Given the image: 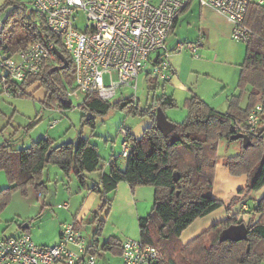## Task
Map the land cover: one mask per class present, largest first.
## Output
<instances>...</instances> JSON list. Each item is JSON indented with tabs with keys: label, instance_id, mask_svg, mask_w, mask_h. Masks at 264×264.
<instances>
[{
	"label": "trees",
	"instance_id": "trees-1",
	"mask_svg": "<svg viewBox=\"0 0 264 264\" xmlns=\"http://www.w3.org/2000/svg\"><path fill=\"white\" fill-rule=\"evenodd\" d=\"M11 2L9 0L6 4ZM2 9L4 8H0V11ZM2 23L0 46L11 53L54 36L35 22L33 9L27 11L18 5ZM246 23L255 32L247 43L239 78V86L243 89L249 88L250 91L246 108L239 104L240 95L230 98L229 109L221 112L199 95L193 94L185 101L188 109L186 119L180 123L175 122V127L168 134H163L157 128L153 106L139 110L132 95L114 103L121 109L129 108L132 113L148 112L154 123L139 138L127 130L126 139L131 149L125 167L121 169L111 162L110 170L104 172L89 189L99 194L100 207H104L110 205L109 194L121 181L127 182L133 190L140 185L154 186L152 212L138 219L140 237L144 242L160 248L173 264L264 262V195L257 200L254 207L253 214H258L259 219L246 223L249 229L247 241L219 240L221 230L231 224L244 222L237 212L229 211L224 220L211 225L188 243L181 240L183 231L196 219L225 205L223 200L215 198L212 194L216 167L220 161V140H234V123L245 121L250 111L258 104L263 105L264 114V6L253 3L249 7ZM55 41L68 58V67L53 70L55 65L50 64L41 74L28 79L24 85H30L29 82L40 79L46 90L45 104L52 107L58 103L60 108H67L71 107V102L65 79L71 85L74 69L59 38L56 37ZM56 60L59 64L62 63L59 58ZM176 103L175 98L168 94H163L156 100L157 107L163 109L174 107ZM112 105L110 101L102 100L98 94L90 93L86 94L81 106L93 116L107 114ZM83 116L86 123H94L92 116ZM250 137L251 145L245 148L241 144L236 154L223 158L224 166L232 175L245 174L248 177L246 186L240 188L231 198L228 208L241 200L245 194L264 187L263 117L257 132ZM100 160L97 145L82 136L77 142L66 141L60 144H56L55 139L50 136L42 137L24 149L12 147L10 141L6 140L0 143V169L6 171L10 183L0 189V209L7 204L10 194L20 187L34 185L40 189L45 188L42 173L49 163L59 165L66 173L73 171L80 184L86 186L88 174L99 168ZM175 172L179 174L178 180L174 179ZM102 223L104 224V220L98 222L97 232L103 228ZM102 247L104 250L111 249L121 253L122 243L116 238H109Z\"/></svg>",
	"mask_w": 264,
	"mask_h": 264
},
{
	"label": "built area",
	"instance_id": "built-area-1",
	"mask_svg": "<svg viewBox=\"0 0 264 264\" xmlns=\"http://www.w3.org/2000/svg\"><path fill=\"white\" fill-rule=\"evenodd\" d=\"M191 0H33L34 20L54 34L11 53L0 46V96L24 95V83L41 74L53 63L59 64L55 38L68 53L74 69L75 90L72 95L95 93L110 101L128 87L138 90V78L147 67L148 76L169 82L173 69L167 40L175 21ZM225 15L233 25L231 37L248 43L254 30L246 17L253 4L264 0H198ZM83 15L85 24L77 20ZM0 20V34L2 30ZM199 43L178 42L176 51L189 49L197 55ZM108 77V79L106 78ZM263 105L254 107L243 122H235V133L252 135L262 124ZM55 121L51 127L55 125ZM127 130L122 158H127L130 143ZM118 157L112 156L110 162ZM68 204L65 203L64 207ZM241 209L248 210L243 203ZM123 264H173L157 246L142 238L122 242ZM100 264L90 251L86 237L75 222L62 225L59 242L38 245L27 232L17 236L0 233V264Z\"/></svg>",
	"mask_w": 264,
	"mask_h": 264
},
{
	"label": "rangeland",
	"instance_id": "rangeland-1",
	"mask_svg": "<svg viewBox=\"0 0 264 264\" xmlns=\"http://www.w3.org/2000/svg\"><path fill=\"white\" fill-rule=\"evenodd\" d=\"M7 1L9 0H0V8H4L0 11L1 20L6 19L17 5L27 11L33 9V0H11V3L6 4ZM77 22L79 23V26H84L85 21L83 20V15L77 20ZM233 42L236 41L233 40ZM240 43L244 44L246 47V42ZM225 61L227 63V60ZM226 63L212 65L211 70L213 75L209 77V80L203 85L207 89H210V101L208 100V102L211 103L212 107H215L221 112H226L229 109L230 98L234 96L230 85H220L213 88L217 81L227 80L222 83L229 84L228 80L233 78L234 71ZM53 65H56V63H53ZM149 70L150 67H147L146 71L139 75L138 90L136 94L131 88H123L122 91H119L118 94L110 100L113 105L110 111L105 115L95 114L92 116L90 113L85 112L81 105L86 95L81 92H79L78 96H69L71 107L60 108L58 103L49 107L44 102L45 88L42 86V81L37 79L29 82L31 83L30 85H24V90L26 89L24 95L19 96L12 94L4 96L1 100L0 143L5 140H10L13 147L24 149L30 146L32 141H37L45 136L54 138L56 144L66 141L77 142L78 138L82 136L97 145L101 162L103 164L108 162L112 156L118 157L120 160L122 158V144L125 139L126 130H130L134 136L139 138L143 135L144 131L154 123V119L148 112L132 113L129 111V108L121 109L114 103L122 98L132 95L133 99L137 101L139 110L153 106L156 112V100L163 94L169 95L172 91V86L168 85L166 82L157 81L151 76L147 77L146 74ZM236 77V85L238 84L237 87L239 88L240 93L244 92L243 100H246L249 96V88H241L239 86V76ZM106 78L108 79V77ZM65 82L67 94L68 92H73L75 90L74 80L71 81V85L66 79ZM165 86L167 89L166 92L164 89ZM185 94L186 91L177 90V92H175L176 105L174 107L164 108L166 115L173 122L180 123L188 116V109L185 104ZM244 105L247 106L248 102H245ZM85 114H87V116H92L94 121L93 124L86 123L85 117L83 116ZM262 117L264 122V114H262ZM55 121L57 122L51 127ZM241 144L240 139L228 141L223 138L220 140L218 148L220 171L218 172L214 191L212 189V194L215 192L223 195L227 191V176L230 180L228 182L229 188L231 187L234 190H238L242 184H246L247 177L245 175L233 177L227 172V175L221 173V169H226L221 164L222 158L236 154L240 150ZM99 173L100 171H95L92 172L90 176H98ZM42 180L45 182V188L40 189L34 185H27L26 187H20L14 190L10 194L7 204L0 209L1 235L17 236L21 233L23 224L31 222L30 232L34 240L39 238V236L41 238L50 237V239H54L58 230L57 217L67 216L66 219L72 220L71 213L72 211L74 213L78 208L79 199L81 200V197L83 196V193H81L80 190H83L84 188L80 184L76 174L73 171L66 173L59 165L49 163L43 169ZM9 183L10 180L6 171L0 169V185L3 184L7 186ZM137 188H139V196L136 197V199L139 200L140 197L143 199L140 208L144 211L143 214H141L144 217L152 212L155 198V187L152 185H140L137 186L136 189ZM263 195L264 188L245 194L242 198L239 197L241 200L234 205H238L237 209H239V212L237 213L241 216V220L248 223L251 220L257 221L259 219V215L253 213L257 200L263 197ZM113 196V194L109 195L110 199H113ZM64 199L69 203H72L71 211L59 207ZM42 201H45L49 207L43 209ZM243 203L247 204L248 210L244 211L241 209ZM98 204L99 205H97L90 213L84 216V220L82 221V229L86 236H92L93 231L98 226V222L104 220V224L102 223L103 232L107 233L109 228L112 227L108 233L114 234L119 239H124L127 231L135 233L136 238L139 237V223L138 220L136 221L133 218L135 214L134 207H131L126 211L124 210V214H122L124 208L114 205L112 201L110 205L104 207H100L101 202ZM231 209L229 212L235 213V208L233 209V207H231ZM226 211L228 212L227 209ZM41 215L43 216V223L37 226V223L41 220L39 218ZM209 217L210 216L200 217L194 221L195 223H193L192 227L188 230H193L196 226L203 224V222L205 223V220ZM128 227L130 229H128ZM116 228H119L120 232L118 234L114 232L116 231ZM188 230L186 232H188ZM53 243L54 240L47 244ZM97 257L100 264H123V259L120 253L111 249H100V254ZM261 264H264V262Z\"/></svg>",
	"mask_w": 264,
	"mask_h": 264
},
{
	"label": "crops",
	"instance_id": "crops-1",
	"mask_svg": "<svg viewBox=\"0 0 264 264\" xmlns=\"http://www.w3.org/2000/svg\"><path fill=\"white\" fill-rule=\"evenodd\" d=\"M232 31H233V25L230 22V20L225 15L217 11L216 9L209 7V6H202L198 0H191L188 3V5L183 9V11L180 13L177 20L175 21L173 30L167 40L169 59H170L172 69H173L172 79L169 82H166L168 85L172 86V91L171 93H169V95H172L175 98V92H177V90H181V91H186V94H185L186 99L189 98L193 94H197L202 99H204L206 102H208V100L210 101V97H209L210 89H207L203 85L205 84L206 81L209 80V77L213 75V72L211 70L212 65L223 64L224 62L226 63L225 60H227L226 64L234 71L233 78L231 80H228L229 84L222 83V82H226L227 80L217 81L216 84L213 86V88H216L217 86H220V85L221 86L230 85V88H232V92H233L232 94L240 95V100H239L240 106L242 108H246L248 106V105L247 106L244 105L245 102H248V98L246 100H243L244 92L240 93L239 88L237 87L238 84L236 85V81H237L236 76H239L240 78L241 66L246 56L247 43L245 47L244 44L240 42H237V41H236L237 43L233 42L234 39L231 37ZM187 41L199 43V47L197 49V53H198L197 55L192 53L189 49H183L181 51H176V45L178 42H187ZM147 77L149 76L147 75ZM164 89L166 92L167 91L166 86L164 87ZM45 95H46V90H44V96ZM3 98H4V95H1L0 104ZM208 104L211 105V103L209 102ZM10 144H11V141H10ZM14 148H18V147H14ZM110 163L111 162L109 160L108 162L103 164L100 160L99 168L95 170V171H100L98 176L97 175L90 176L91 173L88 174L86 186H83L84 187L83 190H80L81 193H83V196L81 197V200L79 199V206L77 209L75 208L76 210L74 213L73 211L71 213L72 220L66 219L67 216L57 217L58 230H57V235H55L54 239H50V237L41 238L39 236V238H36L34 240L30 232L31 222H26L28 223V226L27 227L23 226L21 229V233L23 232L29 233L32 239L38 245L52 246L59 242L62 225L66 222H75L77 226L81 228V230L83 231L82 221L84 220V216L90 213L97 205H99L98 203L101 202L99 194L89 188L92 187L100 179L101 175L104 172H108L110 170ZM112 163H114L117 167L123 169L126 165V159L121 158L119 160V158H117L116 160L112 161ZM221 164L223 167L227 169V170L221 169V173H224L225 175H227L226 174L227 172L230 175H232L229 169L226 166H224L223 158H222ZM219 166H220V161L216 167L213 191L217 183L218 172L220 171ZM242 175H245V174H242ZM232 176L234 177L236 175H232ZM238 176H241V175H238ZM245 176L247 177V175ZM247 180H248V177H247ZM247 180H246V184H247ZM229 181L230 180L227 176L226 178V182H227L226 190L227 191L223 195H221L220 193H215V192L213 193V196L215 198L223 200L225 202V205L215 210L216 212L213 211L209 213L208 215H206L210 217L207 219L205 218L206 219L205 223L203 222V224H200L196 226V228H194L193 230L189 231L188 229L192 227L193 223H195L193 222L186 230H184L181 235V240L183 243H188L193 238L198 236L201 232L206 230L208 227H210L211 225L219 221L224 220L228 216L229 212H227L226 209H231L230 207L228 208L229 206L228 204L230 203L231 198L237 194L240 188L246 186V184L245 185L242 184L238 190H234L231 187L229 188V185H228ZM4 187L6 186L3 184L0 185V189ZM111 194L114 195L113 199H111L113 204L124 208L122 211V214H124V210L126 211V210H129L131 207H134L135 209V214L133 216L134 220L137 221L140 217H143L141 214H143L144 211L140 208V204L142 203L143 199L141 197L139 200L136 199V197L139 196V188L137 189L135 188L133 190L127 182L121 181L118 184L117 188L114 191H112L109 195ZM65 203L68 204L67 207H64ZM47 207H49V205H47L45 201H42V208L45 209ZM59 207L66 209L68 211H71L72 203L71 202L69 203L68 201L64 199V201L60 203ZM231 207H233V209L235 208L234 209L235 212H239L238 211L239 209H237L238 205H232ZM42 217H43L42 215L39 216V218L42 221L39 220L40 222L37 223V226L43 223ZM102 229L99 232H97L95 229L93 231L92 236L90 237L86 236L83 232L88 242L90 251L92 252L93 250H95L96 252L93 251L92 253H95L97 256L100 254V249H103L102 246L104 242H106L109 238H116L120 240L121 243L127 238H136L135 233L127 231V233H125L126 237L124 239H119L114 234L108 233L112 229V227L109 228V231H107V233L103 232ZM128 229L130 228L128 227ZM187 230L188 232H186ZM114 232L118 234L120 232L119 228H116V231ZM138 232H139L138 238H140L139 225H138ZM52 240H54L53 244H47L48 242ZM56 264H63V263L58 262Z\"/></svg>",
	"mask_w": 264,
	"mask_h": 264
},
{
	"label": "water",
	"instance_id": "water-1",
	"mask_svg": "<svg viewBox=\"0 0 264 264\" xmlns=\"http://www.w3.org/2000/svg\"><path fill=\"white\" fill-rule=\"evenodd\" d=\"M54 52L56 56L61 60V64L55 65L53 70H61L69 65L68 58L65 56V54L58 48H54ZM156 125L157 128L163 133L168 134L174 127L175 122L171 121L168 116L166 115L164 109L160 106L156 109ZM232 138L234 140L241 139L242 144L245 148H247L249 145H251L252 140L251 137L244 133H235ZM50 151L47 153L46 159H49ZM174 179H179V174L177 172L174 173ZM24 227L28 226V223L23 225ZM249 239V229L246 224V222H240L236 224H231L221 230L219 233V240L221 242L231 240V241H247ZM249 248V245H248Z\"/></svg>",
	"mask_w": 264,
	"mask_h": 264
}]
</instances>
